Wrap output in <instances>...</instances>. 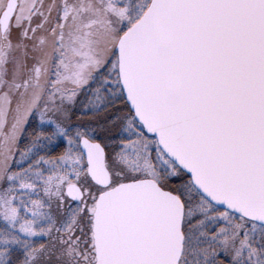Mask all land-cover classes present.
Wrapping results in <instances>:
<instances>
[{
  "label": "snow or ice",
  "instance_id": "6c2138e0",
  "mask_svg": "<svg viewBox=\"0 0 264 264\" xmlns=\"http://www.w3.org/2000/svg\"><path fill=\"white\" fill-rule=\"evenodd\" d=\"M0 264H264V0H0Z\"/></svg>",
  "mask_w": 264,
  "mask_h": 264
}]
</instances>
